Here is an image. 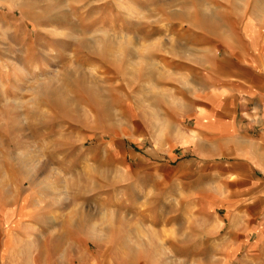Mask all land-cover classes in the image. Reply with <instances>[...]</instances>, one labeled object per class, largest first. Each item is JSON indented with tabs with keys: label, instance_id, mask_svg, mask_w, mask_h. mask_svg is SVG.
I'll return each instance as SVG.
<instances>
[{
	"label": "rangeland",
	"instance_id": "obj_1",
	"mask_svg": "<svg viewBox=\"0 0 264 264\" xmlns=\"http://www.w3.org/2000/svg\"><path fill=\"white\" fill-rule=\"evenodd\" d=\"M230 56L264 0H0V264H264V203L165 150Z\"/></svg>",
	"mask_w": 264,
	"mask_h": 264
},
{
	"label": "crops",
	"instance_id": "obj_2",
	"mask_svg": "<svg viewBox=\"0 0 264 264\" xmlns=\"http://www.w3.org/2000/svg\"><path fill=\"white\" fill-rule=\"evenodd\" d=\"M204 77L185 115L191 123H181L165 150L170 155L179 149L190 157L180 165L194 162L207 170L221 165L229 183H237L235 196H222L231 198L223 201L228 213H260L251 207L264 203V62L256 56L225 57ZM248 226L235 229L245 237L263 231L262 224Z\"/></svg>",
	"mask_w": 264,
	"mask_h": 264
}]
</instances>
